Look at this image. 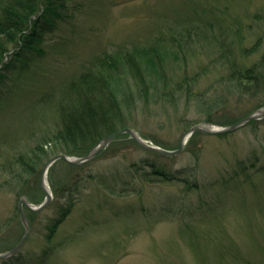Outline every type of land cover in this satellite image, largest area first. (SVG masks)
<instances>
[{
	"label": "rangeland",
	"instance_id": "rangeland-1",
	"mask_svg": "<svg viewBox=\"0 0 264 264\" xmlns=\"http://www.w3.org/2000/svg\"><path fill=\"white\" fill-rule=\"evenodd\" d=\"M263 6L264 0H68L67 16L46 33L42 53H28L22 69L9 73L0 84V150L5 152L0 151V159L35 146L54 130V116L40 99L77 77L82 63L121 45L170 40L174 34H186L189 27L211 34L205 27L208 21L222 29L229 26L234 33L237 19L247 23ZM247 27L243 48L251 49L263 35L260 50L248 58L239 55L251 66L264 52V31ZM229 39L234 42L237 35ZM180 56L172 67L175 82L198 75L195 92L201 100L179 93L172 102L162 98L148 108L139 102L129 128L145 140L175 150L193 126L234 125L264 108V93L239 98L225 89L221 80L227 68L206 39L185 45ZM231 117L237 121L223 123ZM208 118L219 121L207 122ZM131 140L130 136L115 140L74 171L73 177L95 173L101 178L83 184L77 205L52 240L45 237L46 224L56 209L48 206L35 212L18 262L264 264V119L255 132L246 125L228 134L191 137L172 160L157 161L179 178L166 183L144 182L131 174L132 165L147 157ZM4 181L1 177L0 183ZM48 182L52 189L50 174ZM21 197L12 188H0V253L16 244L20 229L21 235L25 232L22 222L14 223ZM44 198L45 194L34 204ZM17 220L20 223V213Z\"/></svg>",
	"mask_w": 264,
	"mask_h": 264
},
{
	"label": "trees",
	"instance_id": "trees-1",
	"mask_svg": "<svg viewBox=\"0 0 264 264\" xmlns=\"http://www.w3.org/2000/svg\"><path fill=\"white\" fill-rule=\"evenodd\" d=\"M67 3L68 0H0V84L8 79L9 73L22 69V62L26 60L28 53H42L40 48L46 33L55 29L57 23L67 16ZM250 16L251 19H247V23L244 19H237V31L234 33L228 31L229 26L222 29L223 26L219 23L208 21L205 27L210 28L211 34L198 26L192 29L189 27L186 34H174L170 40L156 38L152 44L121 45L113 52L103 51L88 62L82 63L81 72L77 77H72L71 81L62 85L61 90H51V93H45L40 99V105L46 111H51L54 116V130L47 131L35 146L19 154L16 152L11 158L9 155L4 160L0 159V178L5 179L0 183V188H12L18 196H25L30 202L36 203L44 197L38 174L45 161L59 154L86 156L107 136L130 127V118L139 108V102L148 108L158 99L172 102L179 93L200 99L202 96L195 92L198 75L175 82L172 70L176 60L184 52V46L196 44L200 39H206L207 45L217 51L222 67L227 68L221 83L229 93L234 92L239 98L263 94L264 52L251 66L244 65L241 59L250 57L262 47L263 35L249 50L243 48V43L245 25H248L249 30L256 27L264 31V6ZM217 25L219 33L215 31ZM236 35L237 40L233 39L234 42L229 39L235 38ZM218 121L209 118L207 120L215 123ZM228 121L235 123L237 119L231 117L223 123ZM247 125L255 132L258 121ZM199 135L202 134L195 133L192 138ZM122 137L129 135L123 134L116 140ZM130 142L138 145L133 140ZM48 144H51L49 150ZM1 152L3 155L4 149ZM145 154L147 157L144 160L132 165L131 174L134 177L153 183L179 180L177 175L170 173L165 166L157 162L160 159L172 160L174 157H161L148 151H145ZM244 163L240 161V166L246 169ZM84 165H73L60 160L50 169L54 200L49 206L56 209V215L49 218L46 224L45 237L48 240L54 238L73 212L79 194L85 186L83 184L101 178L95 173L85 176L76 174L73 177L74 171ZM255 166V163L251 164V168ZM60 174L64 178L60 177ZM33 178L35 182L31 184ZM192 186L189 185L190 188ZM110 190L112 192L114 189ZM26 212L33 223L37 214L29 210ZM16 214L14 223L21 224V221L19 223L17 220L18 207ZM21 230L23 229H20L16 244L24 235H21ZM21 258L22 251L12 258L3 259L1 263L10 264L20 261Z\"/></svg>",
	"mask_w": 264,
	"mask_h": 264
},
{
	"label": "water",
	"instance_id": "water-1",
	"mask_svg": "<svg viewBox=\"0 0 264 264\" xmlns=\"http://www.w3.org/2000/svg\"><path fill=\"white\" fill-rule=\"evenodd\" d=\"M264 119V108L259 109L245 118L241 119L239 122L235 123L234 125L230 126H216L210 123H203L199 124L196 126L191 127L184 135L182 136L180 145L177 149L175 150H168L163 147H160L158 145H155L144 138H142L137 131H135L132 128H124L121 129L103 140H101L96 146H94L91 151L86 155L82 157H77V156H69L66 154H59L51 158L46 165L44 166V169L42 171V175L40 178V185L41 188L45 194L44 200L40 204H34L30 202L26 197H21L19 201V212H20V220L24 226L25 232L23 237L20 239V241L10 250L0 253V260L3 259H9L17 254H19L31 231H32V226L31 222L27 216L26 210H29L31 212H40L46 209L54 200V194L53 191L49 185L48 182V174L51 169V167L58 161L63 160L66 163L73 164V165H83L86 164L96 158V156L102 152L103 150L107 149L119 136L123 134H128L131 139H133L142 149L145 151L155 153L161 156H177L179 155L185 148V145L188 143L190 138L195 134V133H201L205 135H222V134H228L231 132H234L244 126H246L248 123L252 121H261ZM48 185V187L46 186Z\"/></svg>",
	"mask_w": 264,
	"mask_h": 264
},
{
	"label": "bare ground",
	"instance_id": "bare-ground-1",
	"mask_svg": "<svg viewBox=\"0 0 264 264\" xmlns=\"http://www.w3.org/2000/svg\"><path fill=\"white\" fill-rule=\"evenodd\" d=\"M46 186L48 187V185L46 184Z\"/></svg>",
	"mask_w": 264,
	"mask_h": 264
}]
</instances>
